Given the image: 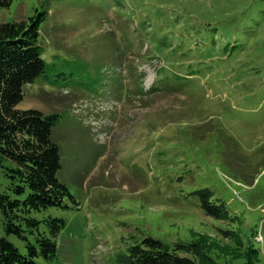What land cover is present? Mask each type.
Returning <instances> with one entry per match:
<instances>
[{
	"label": "rangeland",
	"instance_id": "1",
	"mask_svg": "<svg viewBox=\"0 0 264 264\" xmlns=\"http://www.w3.org/2000/svg\"><path fill=\"white\" fill-rule=\"evenodd\" d=\"M11 1L0 23L47 12L45 75L17 109L60 116L68 190L33 213L65 224L57 255L35 261L122 264L152 237L171 251L198 243L212 264H264V0ZM7 167L0 194L18 198ZM204 192L226 217L204 212Z\"/></svg>",
	"mask_w": 264,
	"mask_h": 264
},
{
	"label": "trees",
	"instance_id": "2",
	"mask_svg": "<svg viewBox=\"0 0 264 264\" xmlns=\"http://www.w3.org/2000/svg\"><path fill=\"white\" fill-rule=\"evenodd\" d=\"M11 0H0L8 8ZM45 10L36 11L28 20L0 23V167L11 159L15 167H7L13 196L0 194V227L5 235H14L25 241L21 254L15 243L0 235V264H38L43 257L51 261L57 255V242L53 238L64 228L61 219L50 217L35 219L33 213L50 206H60L68 194L64 183L59 182L61 155L52 139L58 114H43L37 109H17L23 100V90L45 75V59L39 50L40 25L46 19ZM25 198L19 197L24 194ZM206 192L200 197L204 212L216 217H226L222 205L210 203ZM49 227L50 237L40 231V222ZM32 237V238H30ZM171 251L165 243L150 237L130 248L129 254L120 258L122 264H212L204 256L198 243H178ZM178 248L193 252L198 261L177 254ZM255 256L253 249L249 250Z\"/></svg>",
	"mask_w": 264,
	"mask_h": 264
}]
</instances>
